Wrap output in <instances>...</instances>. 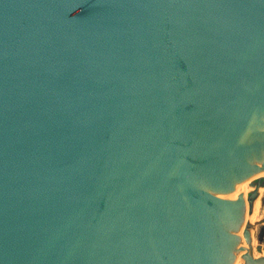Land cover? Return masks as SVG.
<instances>
[{"label": "water", "instance_id": "95a60500", "mask_svg": "<svg viewBox=\"0 0 264 264\" xmlns=\"http://www.w3.org/2000/svg\"><path fill=\"white\" fill-rule=\"evenodd\" d=\"M264 0H0V264H264Z\"/></svg>", "mask_w": 264, "mask_h": 264}, {"label": "rangeland", "instance_id": "374dc122", "mask_svg": "<svg viewBox=\"0 0 264 264\" xmlns=\"http://www.w3.org/2000/svg\"><path fill=\"white\" fill-rule=\"evenodd\" d=\"M259 209H257L256 212V218L257 221H255V226H254V239L255 240V248L256 251L258 252V247L262 246V248L264 247V198L263 200L260 202ZM260 216V217H259ZM259 217V218H258ZM261 252V251H259Z\"/></svg>", "mask_w": 264, "mask_h": 264}, {"label": "bare ground", "instance_id": "6f19581e", "mask_svg": "<svg viewBox=\"0 0 264 264\" xmlns=\"http://www.w3.org/2000/svg\"><path fill=\"white\" fill-rule=\"evenodd\" d=\"M260 204V203H259ZM259 204L257 205V206H255L254 207V211H253V213L250 215V217H249V220H250V222H251V224L253 225V227L255 226V221H257V219H255L256 218V212H257V209H259L258 208V206H259ZM260 217V216H259ZM258 217V218H259ZM255 230V229H254ZM255 236V235H254ZM255 240L256 239H254V243H253V248H254V252H255V254H256V256H259V255H262V252L264 251V247L262 248V252H257L256 251V248H255V246H256V244H255Z\"/></svg>", "mask_w": 264, "mask_h": 264}]
</instances>
